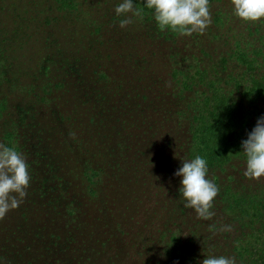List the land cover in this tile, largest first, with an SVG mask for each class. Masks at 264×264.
I'll return each instance as SVG.
<instances>
[{
  "label": "rangeland",
  "instance_id": "374dc122",
  "mask_svg": "<svg viewBox=\"0 0 264 264\" xmlns=\"http://www.w3.org/2000/svg\"><path fill=\"white\" fill-rule=\"evenodd\" d=\"M71 1L0 0V143L5 134L18 136L13 143L31 176L23 203L0 220V264H55L65 246L86 264H201L223 256L225 234L211 232L215 215L197 218L178 192L187 125L170 74L207 47L211 57L202 60L230 61L226 54L249 39L244 27L254 24L234 16L230 0H209L210 12L227 11L225 23L217 35L210 24L199 37L174 36L178 56L162 47L154 22L133 17L121 28L114 9L122 0ZM258 25L264 30V19ZM243 47L258 52L249 84L263 80L261 45ZM257 97L244 140L264 116V95ZM241 158L218 177H240ZM52 174L68 181V196L79 202L68 215L39 194L42 179L43 189L53 187ZM247 184L264 188V178Z\"/></svg>",
  "mask_w": 264,
  "mask_h": 264
},
{
  "label": "trees",
  "instance_id": "16d2710c",
  "mask_svg": "<svg viewBox=\"0 0 264 264\" xmlns=\"http://www.w3.org/2000/svg\"><path fill=\"white\" fill-rule=\"evenodd\" d=\"M62 1L64 4L72 2L71 0ZM214 1L221 2V0ZM133 2L137 6H141L139 0H133ZM152 17V12L144 9L142 20L155 23ZM227 17L226 10L211 12L210 28H215L216 35L218 26L225 23ZM261 21L262 19L253 23L254 25L248 24V26L245 22L244 28L246 30L242 38L248 37L249 39L235 42L236 45L232 54H226V57H230V61L229 58L225 57H223L222 64L220 60L217 62H214L213 59L202 60L205 54L211 57V52H209L211 49L207 47L201 53V58H185L183 70L170 74L175 85H179L174 102L177 106L180 104V109L183 107L180 113L187 125L186 132L182 134V139L185 138L182 142L185 160L194 159L197 155L201 156L207 162V176L215 175L216 177L214 183L219 188V192L214 200L217 204L214 211V221L211 224V232L216 230L221 232L223 226H231V231H222L226 238L224 247H221L219 252L225 257H233L235 264H264L263 184L254 187L248 186L247 183L250 182V179H247L243 173L240 177L234 174L231 180L226 182L218 177L219 173H224L226 167L234 168L235 165H238L239 159H242L241 157L245 159L241 148V142L244 140L242 130L249 122L248 115L255 105L257 95H264V78L261 80L255 76L257 80H252L250 84L248 81V66L255 68L258 58L254 55L258 52L245 51L246 48L243 47L255 41L261 45L259 51L264 52L263 25H258ZM157 29L161 38L165 40L161 41L162 47H166L165 51L181 56L182 49L172 41L174 36L180 34L168 30L161 31L158 27ZM194 35L196 34L194 33ZM196 37H199V34ZM228 62L236 63L239 73L232 72ZM158 84L161 85L162 83L158 82ZM246 84L247 86H245ZM242 89L243 92H240ZM233 95L236 99L233 98ZM236 95H239L240 99ZM4 109V106H0V118ZM16 115L18 117V119L16 118L17 122L21 125L24 113L18 112ZM12 134H5L2 138L5 139L6 146L16 148L13 142L18 139V136ZM181 166L182 164L179 165V167ZM51 177L54 179L53 187L51 185L43 189L42 185L48 181L44 179L39 184L40 196H48L50 205L65 209L64 212L67 215L72 213L74 206L78 205L79 202L68 196L65 186L69 184L68 181L64 180L62 176L57 177L55 174H52ZM231 234L233 235L231 236ZM213 238L215 239V237ZM227 238H229L228 241ZM64 243L66 244L67 241L64 240ZM75 249L70 250L69 246H65L63 250H59V256L64 260L60 259L55 264H86L88 260L83 261L82 257L78 256L80 251Z\"/></svg>",
  "mask_w": 264,
  "mask_h": 264
},
{
  "label": "clouds",
  "instance_id": "9594fccd",
  "mask_svg": "<svg viewBox=\"0 0 264 264\" xmlns=\"http://www.w3.org/2000/svg\"><path fill=\"white\" fill-rule=\"evenodd\" d=\"M122 0L114 11L123 17L119 26L132 24L133 17L143 18L144 9L150 10L157 27L183 36L203 34L211 24L209 0ZM233 15L246 23H256L264 19V0H230ZM130 14V15H129ZM246 162L243 175L250 180L264 178V116L257 119L254 128L241 142ZM207 162L197 155L194 159L182 161V166L174 173L180 177L178 192L186 201L185 208L193 209L197 218L210 220L215 215L213 200L219 188L207 178ZM31 176L25 156L15 147L0 143V220L18 208L27 195ZM222 231H231L225 225ZM201 264H235L233 257L210 256Z\"/></svg>",
  "mask_w": 264,
  "mask_h": 264
}]
</instances>
